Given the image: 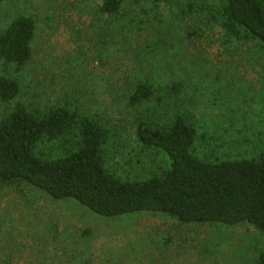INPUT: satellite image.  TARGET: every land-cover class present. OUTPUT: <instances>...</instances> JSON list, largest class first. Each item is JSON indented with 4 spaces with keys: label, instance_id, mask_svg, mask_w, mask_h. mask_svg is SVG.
<instances>
[{
    "label": "rangeland",
    "instance_id": "obj_1",
    "mask_svg": "<svg viewBox=\"0 0 264 264\" xmlns=\"http://www.w3.org/2000/svg\"><path fill=\"white\" fill-rule=\"evenodd\" d=\"M97 0H5L0 30L18 14L36 23L32 56L16 72L17 98L0 101V118L21 102L29 109L68 104L110 129L107 169L145 179L168 165L166 155L136 138L139 119L168 121L175 98L128 103L138 79L154 87L180 80L177 105L199 136L204 159L256 157L264 146V57L256 40L229 36L220 0H123L113 16ZM40 143L55 158L74 144ZM264 235L252 226L181 224L157 213L100 216L27 185H0V264H252Z\"/></svg>",
    "mask_w": 264,
    "mask_h": 264
},
{
    "label": "trees",
    "instance_id": "obj_2",
    "mask_svg": "<svg viewBox=\"0 0 264 264\" xmlns=\"http://www.w3.org/2000/svg\"><path fill=\"white\" fill-rule=\"evenodd\" d=\"M5 0H0V2ZM123 0H97L98 13L116 15ZM221 26L234 38L256 40L264 57V0H220ZM35 20L14 16L0 30V67L22 70L32 56ZM184 84L180 80L154 87L138 79L128 92V103L139 106L175 98L174 115L154 124L141 118L136 138L147 149L163 152L168 165L145 179H123L106 167L105 147L110 129L98 118L68 104L45 111L16 102L0 118V185H27L53 199L72 200L104 217L157 213L181 224L250 225L264 235V146L256 157H199V136L177 105ZM18 81L0 75V101L9 104L19 93ZM168 97V98H167ZM76 136L65 153L46 158L36 153L40 143ZM252 264H264V250Z\"/></svg>",
    "mask_w": 264,
    "mask_h": 264
}]
</instances>
